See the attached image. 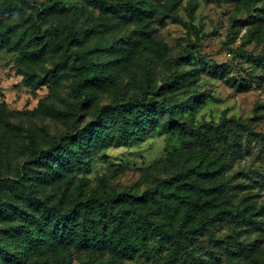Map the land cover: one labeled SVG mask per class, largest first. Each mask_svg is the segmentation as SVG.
<instances>
[{"label":"rangeland","instance_id":"374dc122","mask_svg":"<svg viewBox=\"0 0 264 264\" xmlns=\"http://www.w3.org/2000/svg\"><path fill=\"white\" fill-rule=\"evenodd\" d=\"M151 1L155 6L152 19L123 23L82 0H31L30 4L0 0V11L28 15L39 9L43 30H47L44 49L24 27L12 33L9 43L0 44V174L4 186L17 179L22 169L28 175L44 169L33 161L35 148H49L65 131L83 129L105 107L141 99L147 83L160 85L175 72H183L185 87L168 95L172 102H185V111H177L172 122L164 108L155 106L153 118L133 119L124 137L97 146L81 169L46 188L47 200L61 207L62 199L69 209L76 199L132 192L148 208L155 203L159 180L233 146L222 139L210 148L194 141L186 147L178 128L219 125L225 118L239 120L249 128L241 123L236 128L241 147L227 171L231 177L227 194L234 206L244 204L243 200L255 203L260 223L247 227L233 218L216 221L211 234L199 237L198 247L214 264H264V0ZM19 21L14 16L10 23ZM80 24L90 29L78 48L82 54L108 60L112 58L106 47L114 38L127 41L139 33L136 39L140 42L129 58L114 64L112 80L94 90L87 101L72 93L77 78L72 63L61 69L64 75L58 82L50 80L63 59L48 41L58 39L64 26ZM0 28L8 30L6 25ZM7 228L0 221V235ZM168 257L152 240L134 259L119 260V264H168ZM87 261L89 255L82 252L57 260L35 255L26 264Z\"/></svg>","mask_w":264,"mask_h":264},{"label":"trees","instance_id":"16d2710c","mask_svg":"<svg viewBox=\"0 0 264 264\" xmlns=\"http://www.w3.org/2000/svg\"><path fill=\"white\" fill-rule=\"evenodd\" d=\"M19 1L30 4L31 0ZM82 1L123 23H141L152 19L155 13L151 0ZM59 5L56 4L58 10ZM14 16L21 18L15 25L10 23ZM42 21L43 15L37 8L28 15L15 10L0 11V27L8 28L6 32L0 28V44L9 43L12 33L20 27L30 32L34 42L42 44L47 33ZM47 29L56 34L53 27ZM89 33L85 24L66 25L58 39L52 37L48 41L61 51L63 59L50 80L58 82L64 75L61 69L72 63L77 76L72 93L83 101L112 80L115 63L129 58L140 47L138 33L127 41L114 38L106 47V54L112 59L82 54L78 48ZM45 46L42 44V49ZM186 80L185 73L177 71L160 85L147 83L141 99L105 107L83 129L76 133L65 131L49 148H35L33 161L44 169L30 175L22 169L7 188L0 174V221L8 225L0 235V264H26L31 257L42 254L49 259H64L82 252L89 255L86 264H119V260L134 259L152 240H156L161 250H166L168 264H214L201 252L198 240L212 233L216 221L233 218L238 225L247 227L260 223L261 213L255 203L243 200L244 204L234 206L228 198L231 177L227 171L233 165V154L241 147L236 131L241 122L229 118L219 125L206 123L198 128L185 126L176 130L186 147L194 141L210 148L222 139L230 140L233 146L219 149L209 160L201 157L198 163L159 180L155 203L148 208H144V199L132 192L76 199L69 209L64 208L62 199L61 207L47 200L46 188L81 169L85 158L97 146L124 137L133 119H151L153 107L161 106L173 122L176 112L185 111L186 107L185 102H172L168 93L184 88ZM241 124L248 130V124Z\"/></svg>","mask_w":264,"mask_h":264}]
</instances>
